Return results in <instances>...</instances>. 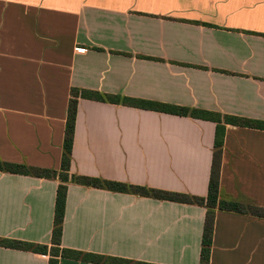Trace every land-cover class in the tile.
I'll list each match as a JSON object with an SVG mask.
<instances>
[{"label": "crops", "instance_id": "obj_1", "mask_svg": "<svg viewBox=\"0 0 264 264\" xmlns=\"http://www.w3.org/2000/svg\"><path fill=\"white\" fill-rule=\"evenodd\" d=\"M73 87L264 121V0H0L1 161L59 169ZM214 132L79 97L68 172L206 196ZM57 184L0 171V238L50 247ZM218 198L264 207V129L225 124ZM205 212L69 181L55 258L199 264ZM49 258L0 245V264ZM209 264H264V217L215 209Z\"/></svg>", "mask_w": 264, "mask_h": 264}, {"label": "trees", "instance_id": "obj_2", "mask_svg": "<svg viewBox=\"0 0 264 264\" xmlns=\"http://www.w3.org/2000/svg\"><path fill=\"white\" fill-rule=\"evenodd\" d=\"M79 97L88 98L98 101H110L113 103L128 102L133 105L154 109L157 111L173 113L177 115H189L194 118L206 119L215 122V132L213 140V152L211 159L210 174L207 186L206 196L189 195L186 193L169 191L158 188L145 187L141 185L127 184L120 181L101 179L97 177H91L86 175H69L70 157L73 144V133L75 126V118L77 111V99ZM225 124H233L236 126L261 128L264 129V121L254 120L245 117L221 115L220 113L211 112L208 110H201L196 108H188L184 106L172 105L161 102L133 100L122 98L119 96L100 93L98 91H92L80 88H71L69 93V99L66 110V119L63 135V152L60 160V167L58 170H52L48 168L27 166L21 163H14L0 160V171L28 174L45 178H57L58 184L55 193L54 202V214H53V228L51 232V246L48 247L45 244H34L31 242H25L21 240L0 238V245L31 250L38 253H48L50 255L48 264H57L58 246L61 243V229L65 212V200L67 192V183L73 182L85 186H93L97 188H103L111 191L131 193L140 196H150L162 200L190 203L204 206L206 208L202 236H201V249L199 253V264H209L210 246L212 242L214 214L215 209L232 211L242 214H250L252 216L264 217V207L255 205H245L240 202L221 200L218 198L219 188V175H220V162H221V147L223 145ZM68 252L71 255L78 257L81 252L73 250H63L62 253ZM82 257L85 260L94 262H105L111 264H150L146 262L130 261L120 258H108L103 259L101 255L84 253Z\"/></svg>", "mask_w": 264, "mask_h": 264}, {"label": "built area", "instance_id": "obj_3", "mask_svg": "<svg viewBox=\"0 0 264 264\" xmlns=\"http://www.w3.org/2000/svg\"><path fill=\"white\" fill-rule=\"evenodd\" d=\"M75 50H76V51H80V52H81V51H84V49H82V48H76Z\"/></svg>", "mask_w": 264, "mask_h": 264}]
</instances>
